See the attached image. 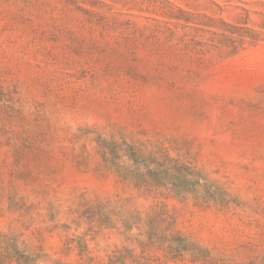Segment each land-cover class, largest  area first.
Returning <instances> with one entry per match:
<instances>
[{
	"label": "rangeland",
	"instance_id": "1",
	"mask_svg": "<svg viewBox=\"0 0 264 264\" xmlns=\"http://www.w3.org/2000/svg\"><path fill=\"white\" fill-rule=\"evenodd\" d=\"M0 264H264V0H0Z\"/></svg>",
	"mask_w": 264,
	"mask_h": 264
}]
</instances>
